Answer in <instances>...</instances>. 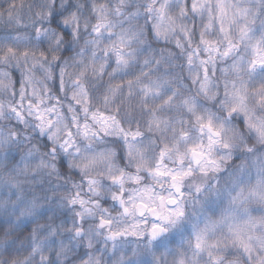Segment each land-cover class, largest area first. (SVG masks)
Returning <instances> with one entry per match:
<instances>
[{
  "label": "rangeland",
  "instance_id": "1",
  "mask_svg": "<svg viewBox=\"0 0 264 264\" xmlns=\"http://www.w3.org/2000/svg\"><path fill=\"white\" fill-rule=\"evenodd\" d=\"M209 4L210 0H191L196 14L210 9ZM160 5H150L157 37L169 39L175 30L187 36L190 28L174 14V0ZM74 7L65 12L62 22L73 34L82 31L86 46L64 61H55V65L60 63L55 89L59 95L50 87L55 65L51 70L43 66L49 55L61 56L58 34L48 29L37 37H0V118L11 114L13 122L25 126L19 133L24 139L33 133L45 135L61 149L67 166L77 174L76 178L62 176L61 188L69 189L70 198L66 208L61 205L50 212L44 209L45 201H36L32 189L23 191L17 181L12 184L8 179L7 196L0 195V210H10L8 221L20 225L46 219L49 213L69 214L58 228L38 225L49 236L42 239L37 233L32 235L28 245L18 250L19 264H53L67 258L69 244L94 248L97 243L98 252L111 259L117 256L114 264H131L128 257L138 245L136 240L146 246L154 244L172 256L160 257L162 264H244L223 260V256L232 259L231 255L238 253L247 264H264V152L238 166L224 187H211L193 198L182 190L179 181L190 169L213 170L234 158L240 137L234 116L264 140V88L249 92L263 77L264 70L260 0H218L216 18L231 25L227 41L212 39L210 32L203 37L205 32L198 37L199 50L193 46L186 54L188 76L195 80L201 97L213 101L217 89H222L220 107L225 117L210 111L198 97L181 98V92L161 74L134 84L147 102L146 107L151 108L145 132H127L113 114L91 108L85 88L87 77L96 80L101 75L106 56L114 60L111 78L132 76L137 67L135 78L148 76L151 59L140 57L143 39L134 25L138 18L131 0H85ZM9 11L13 12V8ZM183 12L180 9V15ZM220 30L227 31L225 27ZM13 47L19 49L18 57L10 51ZM9 67L18 74L15 87ZM133 83L129 81L123 90L131 91ZM9 99L12 101L3 104ZM106 101L108 95H102L101 102ZM249 101L254 102L260 115H256ZM63 105L67 110L62 109ZM179 111L182 112L177 115ZM28 119L31 125L37 124V129L28 128ZM5 123L1 127L5 130H0L1 147L11 142L10 135L15 134L8 126L10 122ZM112 140L121 141L126 168L117 162ZM5 160L6 155L1 154L0 165ZM51 167L35 149L25 153L10 171L29 179L42 171L53 175ZM78 175L80 179L76 180ZM170 199L177 201L175 206L167 205ZM104 200L113 205L102 209ZM138 205L148 211L142 218L135 213ZM109 209H115V213L110 214ZM183 217L187 219L181 224L183 236L179 231L181 236L174 247H169L165 237L182 223ZM90 219L102 224L99 228L97 223L84 226L83 222ZM74 232H83V238H74ZM110 234L115 238L105 241ZM58 235L68 240L59 237L53 242ZM125 235L130 239L123 242ZM157 263L154 259L151 262Z\"/></svg>",
  "mask_w": 264,
  "mask_h": 264
},
{
  "label": "trees",
  "instance_id": "2",
  "mask_svg": "<svg viewBox=\"0 0 264 264\" xmlns=\"http://www.w3.org/2000/svg\"><path fill=\"white\" fill-rule=\"evenodd\" d=\"M84 2L85 0H0V37H37L41 35L40 32L48 29L60 34L62 49L61 56L59 57L55 53L51 55V57L49 55L47 61H45L43 65L45 68L51 70L55 65V61H64L66 58L80 52L82 48L86 46L83 33H81L82 31H77L76 34H73L62 22L63 15L66 14V11L69 12L75 8L74 5L77 3L82 5ZM103 2H106V0H103ZM131 2L133 6L132 9L137 11L136 18H138L134 20V25L141 31L143 39V47L141 48L143 50L139 51L140 57L144 55L151 59V65L147 74L148 76L144 78H141V76L135 78L136 73L139 72L137 67L132 76H128L127 74V76L121 75L120 77L111 78L110 74L112 69H114V60L113 58L106 56L107 60H105V63L102 66L99 78L96 80H91L89 77L86 78L87 81H85V88L89 98L88 105L94 110L113 114L121 124L122 128L127 132H145V123L151 108L146 107L148 106L147 102L143 100L142 94L134 84L140 83L143 79L149 80V78H159L161 77V74H163L164 76H167L166 80L171 84L170 86L181 92V98L184 96L198 97L203 103H206L211 109L210 111L218 116L225 117L224 111L222 110V107H220L222 89L220 87L217 89L213 101H210L207 97H201L203 95L198 92L197 84L194 83L195 80L192 81L188 76L187 71L189 68L186 58V54L191 51V47L196 46L199 50L201 46V43H199L198 40V37H201L199 35L206 32L203 37L208 36V32H210L212 39H215L218 42H226L227 34L232 32L230 24L227 25L222 23L216 18L218 0H210L209 5L212 13H210V9H208L206 12L199 14L193 12L191 0H174V14L179 15L180 20L184 25L189 26L190 32L187 31L188 35L183 36L175 30L174 35L166 40H161L155 34L151 17V11L153 9H150V5H160L166 3L167 0H131ZM111 3L113 2H109V4ZM260 6L261 8L258 16L263 18L264 0H260ZM10 8H13V12L9 11ZM180 9L184 10L181 15L179 13ZM222 27H225L227 31L221 32L220 29ZM236 37L237 34L234 36V39ZM193 41H195V43H192ZM40 45L44 46V41L40 40ZM68 45L70 47L69 49H66V46ZM18 50L17 47H13L10 51L16 52V56L18 57ZM144 59L146 60L147 58ZM59 65L60 63H57L52 70L53 74L51 76L52 80L50 85L53 93L58 95L60 92L58 93L55 89L58 87L57 79L59 75ZM6 66H9V64H6ZM36 67H38V65H36ZM153 67H155V70H152ZM9 70H11V77L14 81L12 84H14L15 87V85H17L16 78L18 74L14 67H9ZM262 75L263 77L257 81V84L249 88V92H252L256 87L264 88L263 69L261 71V76ZM129 81L134 82V87L131 88V91H124L123 86H126ZM186 86L188 87L186 88ZM107 90L108 93H106ZM105 94L108 95V101L101 102L102 95ZM5 95L6 92L4 97ZM11 101L12 99L3 101V104ZM248 103L251 104L253 111L257 113L256 115H260V113L256 111L257 107L254 102L249 101ZM63 106L62 109L64 111L67 110V107L65 105ZM78 107L79 105H76L77 109H79ZM181 112L182 111L177 112V115ZM183 112L185 113V111ZM233 118L237 123L239 128L238 133L240 135L238 148L234 149L236 155H234V158L229 162H221L222 165H218L217 168L213 170H200L193 168L185 173L179 181L182 184V190L190 193L191 198L200 195L202 191L207 192L211 187H224V185L228 183L227 178L232 175L233 171L238 168V166L248 163L251 158L256 156V154L264 152V140L262 141L259 139L258 135L247 124H244L241 119L236 116ZM14 119L15 118L11 116V114H6L4 117L0 118V130H5V128L1 129V127L7 124L5 123V120H7L10 122L8 126L11 128L12 132L15 133L10 135L11 142L3 145V147L0 146V155H6V160L0 165V195L4 197L7 196L5 189L9 186L8 179H10L12 184L17 181L23 191H26L27 188L32 189L36 194V201L46 202L44 209H47L48 212H50L52 208L61 205H64L66 208L68 204L66 200L70 198V194L68 193L69 189L67 187L61 188V182L64 181L61 178L62 176L68 175L76 178L77 174L67 166L64 161L65 159L61 154V149L56 146V144L47 139L45 135L41 136L36 133L31 134L27 137L28 139H24L25 137L19 133H21V129L25 126L22 125L21 127L19 122H13ZM25 123L28 125V128L37 129L34 126H37V124L33 123V125H31L30 120L28 122L25 121ZM112 146V148L117 151V162L126 168L128 165L123 159L124 156L121 151V141L112 140ZM35 149L52 165L51 168L53 169L54 174L48 176L43 174L42 171L41 174L36 173L29 179L12 175V171L10 170L19 162L23 155L32 152ZM79 179L80 175H78L76 180ZM21 181L23 182L21 183ZM73 188L75 189V187ZM13 197L14 195L12 194L9 202H12ZM112 203L113 202L111 201L104 200L101 208L106 209L110 205H113ZM114 206L117 207V204L114 203ZM188 208H190V206H188L186 210ZM9 212V209H6V211L0 210V264H19L18 250L25 248L28 245L29 238H31L32 235H35V233H37L42 239L48 238L49 235H47V231H41L38 225L46 224V227L52 226L58 228L59 225H61V222L69 217L68 213H62L61 211V213H49L46 219L40 221L27 222L18 225L8 221L10 215ZM108 212L114 214L115 209H109ZM92 219L84 221V226L97 223L96 227L99 228L102 222L91 221ZM186 220L187 219L183 217L181 221L182 223H179L171 231L170 235L165 237L169 247H174L181 234L183 236V230L180 231L181 224L185 223ZM179 231L181 233L180 235H178ZM73 235L74 238H76L75 232ZM59 237L60 235L54 237L52 241L55 242ZM61 238L68 240V238L63 235L60 239ZM125 239L129 240L130 238L125 235L122 238V241L124 242ZM135 242H137L138 245L136 249L133 250L134 253L132 255L130 254L128 257L131 264H137L138 262L140 264H151L153 259L155 261L157 260V264H162L163 261H161L160 257L168 255L167 252L160 250L154 244L151 247L143 245L139 240H136ZM67 243L69 244V242ZM98 244L99 243H97L94 248L86 247L84 244L75 248L69 244L67 258L62 261L60 259L57 262H53V264H114L117 256H114L111 259L106 256L105 253L98 252V248L100 247ZM96 252L98 253L96 254ZM239 254L240 253L231 255L232 259H229L230 256L226 258H224L223 255L222 256L224 261L237 260L247 264L246 258L242 254ZM126 256L127 255L125 254L123 259H125ZM168 258H172V256L168 255Z\"/></svg>",
  "mask_w": 264,
  "mask_h": 264
},
{
  "label": "water",
  "instance_id": "3",
  "mask_svg": "<svg viewBox=\"0 0 264 264\" xmlns=\"http://www.w3.org/2000/svg\"><path fill=\"white\" fill-rule=\"evenodd\" d=\"M169 206H174L175 205V200H169L168 202ZM146 213V208L142 205L137 206L136 209V214L138 217H143Z\"/></svg>",
  "mask_w": 264,
  "mask_h": 264
}]
</instances>
